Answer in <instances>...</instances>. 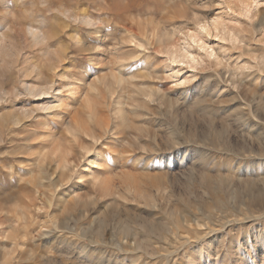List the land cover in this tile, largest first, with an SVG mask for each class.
<instances>
[{"label": "rangeland", "instance_id": "obj_1", "mask_svg": "<svg viewBox=\"0 0 264 264\" xmlns=\"http://www.w3.org/2000/svg\"><path fill=\"white\" fill-rule=\"evenodd\" d=\"M0 264H264V0H0Z\"/></svg>", "mask_w": 264, "mask_h": 264}, {"label": "bare ground", "instance_id": "obj_2", "mask_svg": "<svg viewBox=\"0 0 264 264\" xmlns=\"http://www.w3.org/2000/svg\"><path fill=\"white\" fill-rule=\"evenodd\" d=\"M216 24V23H215ZM32 32V31H31ZM36 35V34H35ZM48 92H47V90H41V93L40 94H47ZM158 226V225H157Z\"/></svg>", "mask_w": 264, "mask_h": 264}]
</instances>
